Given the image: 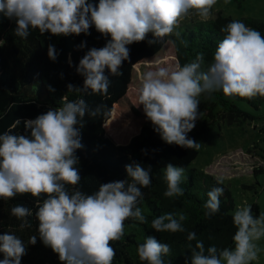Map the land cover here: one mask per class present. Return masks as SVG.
Returning <instances> with one entry per match:
<instances>
[{
  "label": "clouds",
  "instance_id": "obj_1",
  "mask_svg": "<svg viewBox=\"0 0 264 264\" xmlns=\"http://www.w3.org/2000/svg\"><path fill=\"white\" fill-rule=\"evenodd\" d=\"M217 0H0V13L14 20L15 35L26 40L30 30L41 35H90L92 27L107 42L102 48H91L76 68L83 77V87L67 85L69 99L62 97L58 107L50 108L35 119H16L0 134V200L31 195L35 199L33 213L23 205H13L10 216L19 221V231L30 229L29 217L38 221L36 231L43 245L55 253L61 264H113L116 256L111 242L125 235V221L147 224V217L139 206L143 201L141 188L151 185L152 167L141 163L125 165L127 179L100 184L98 190L87 194L75 186L81 182L78 167L81 149V128L86 114L108 117L111 110L97 105L89 108L84 94L106 96L111 85L109 77L122 76L120 70L129 59V46L142 42L151 34L149 44L164 37L180 39L175 31L179 23L195 15L207 21ZM223 34L212 54L206 70H202L203 53L175 70L159 67L143 74L138 89L139 105L153 130L168 145L199 149L200 143L188 134L196 127L202 94L222 92L225 97H264V35L240 20H232L220 29ZM174 43V41H169ZM184 47L186 40L181 39ZM80 48L86 47L82 42ZM48 57L55 62V45L48 46ZM71 65V60H69ZM49 91H55L49 85ZM23 123L24 134L16 131ZM163 171L166 184L164 196L184 195L181 187L185 169L171 162ZM219 183V182H218ZM72 186V190H69ZM222 187L207 192L202 204L204 217L211 218L220 210ZM188 219L183 212L165 213L151 221L157 233H182ZM236 231L232 246L205 248L197 234L188 232L190 256L185 264H252L261 252L259 242L264 239V212L253 214L252 206L237 207L232 213ZM136 226V223L131 225ZM37 243V235L27 244L15 234H0V264H21L28 245ZM136 252L146 264H171L164 257L170 245L155 236H147L138 243Z\"/></svg>",
  "mask_w": 264,
  "mask_h": 264
},
{
  "label": "trees",
  "instance_id": "obj_2",
  "mask_svg": "<svg viewBox=\"0 0 264 264\" xmlns=\"http://www.w3.org/2000/svg\"><path fill=\"white\" fill-rule=\"evenodd\" d=\"M239 5L243 0H234ZM97 3L99 0H91ZM196 17L195 15H193ZM232 20H240L247 26L257 29L264 35V19L243 17L231 18L218 14L214 19L194 21L183 19L175 30L180 33V39L175 33L164 37L157 43L149 44L153 39L149 34L146 39L129 46L130 56L121 67L122 76H112L109 72L111 85L106 96L84 94L83 98L89 108L105 105L111 110L108 117L103 115L91 117L86 114L84 126L81 128L82 147L76 152L79 157L81 182L75 186L79 190L91 194L98 190L100 184L127 179L125 165L137 162L145 168L152 167L151 185L141 188L143 201L139 205L147 217V224H139L132 220L125 221V235L119 241L111 242L116 252L113 264H146L141 262L136 252L138 243H143L147 236H155L161 243L170 245L171 252L165 256V261L171 264H185V258L190 256L188 232H195L197 239L202 240L205 248L215 245L218 248L232 246V236L236 229L232 222V213L236 205L231 191L213 175L190 168L191 162L197 157L198 150L182 148L164 143L159 134L153 130L147 120L143 105H139L138 89L131 88L133 69L137 64L148 63L160 54L164 59L158 63L144 65V74L159 67L175 70L177 65L194 59L198 53H203L202 70H206L211 62L212 54L223 34L220 29ZM16 23L0 13V134L16 120L35 119L46 113L50 108L58 107L62 97L68 94L67 85L83 87V77L77 73L80 59L91 48H102L107 39L98 33L94 27L90 35L81 34L68 36H52L50 33L41 35L38 30H30L26 40L17 37ZM181 39L188 46L181 44ZM174 41V43H169ZM82 42L86 47L80 48ZM55 45L58 58L55 62L48 57V46ZM71 60V65L69 64ZM49 85L55 91H49ZM69 99H75V94L69 93ZM201 113L196 123L204 120V125L197 133H189V138L196 139L198 133H208L210 125L217 120L228 124H244L255 117L238 107L237 102H245L254 109H259L264 97L228 98L222 92L205 93L199 97ZM221 110L216 111V107ZM24 134L23 123L16 129ZM171 162L183 167L185 174L181 187L184 195L176 198L164 196L166 184L163 180V169ZM262 167L253 168L256 175ZM219 182V183H218ZM222 187L220 210L211 218H205L202 204L207 199V192L213 187ZM72 190V186H69ZM23 205L35 213V199L31 195L17 196L13 200H0V234L5 231H15L25 244L32 235H37V243L28 245L27 254L22 257L21 264H61L58 256L40 241L38 221L35 216L29 217L32 227L19 231V221L10 216L13 205ZM183 211L188 219L184 222L185 232L157 233L151 228V221L165 213ZM252 211L257 213L256 203ZM136 223L135 227H132ZM0 259L3 255L0 254Z\"/></svg>",
  "mask_w": 264,
  "mask_h": 264
},
{
  "label": "rangeland",
  "instance_id": "obj_3",
  "mask_svg": "<svg viewBox=\"0 0 264 264\" xmlns=\"http://www.w3.org/2000/svg\"><path fill=\"white\" fill-rule=\"evenodd\" d=\"M218 14L234 19H264V0H243L241 5L234 0H217L209 19H214ZM191 18L201 21L194 16L187 19ZM163 59L164 56L160 54L148 63L137 64L133 69L130 87L139 89L144 65L158 63ZM237 105L255 118L241 125L217 120L210 125L208 133H198L195 141L200 143V147L190 168L207 172L219 179L231 191L236 208L256 203L257 213L253 214L259 216L264 212V102L259 109L245 102H237ZM215 110H221V107L217 106ZM203 125L204 120L196 123L191 133L199 132ZM255 167H262L256 175L253 173ZM259 244V258L252 264H264V239Z\"/></svg>",
  "mask_w": 264,
  "mask_h": 264
}]
</instances>
